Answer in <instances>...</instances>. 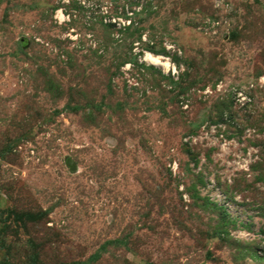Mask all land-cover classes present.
Returning <instances> with one entry per match:
<instances>
[{"label": "rangeland", "instance_id": "1", "mask_svg": "<svg viewBox=\"0 0 264 264\" xmlns=\"http://www.w3.org/2000/svg\"><path fill=\"white\" fill-rule=\"evenodd\" d=\"M0 264H264V0H0Z\"/></svg>", "mask_w": 264, "mask_h": 264}, {"label": "bare ground", "instance_id": "2", "mask_svg": "<svg viewBox=\"0 0 264 264\" xmlns=\"http://www.w3.org/2000/svg\"><path fill=\"white\" fill-rule=\"evenodd\" d=\"M147 57H148L149 60H151L152 63L155 64V65H160V66H163V67H165V68H169V66H170V64H169L167 61L163 60V59L160 58V57H156V56H152V55H149V56H147Z\"/></svg>", "mask_w": 264, "mask_h": 264}]
</instances>
